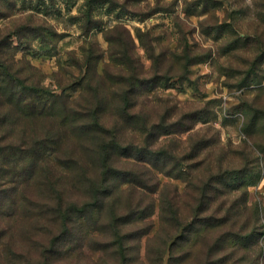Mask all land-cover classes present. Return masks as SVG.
I'll return each mask as SVG.
<instances>
[{"label":"rangeland","instance_id":"rangeland-1","mask_svg":"<svg viewBox=\"0 0 264 264\" xmlns=\"http://www.w3.org/2000/svg\"><path fill=\"white\" fill-rule=\"evenodd\" d=\"M0 85V264H264V0H0Z\"/></svg>","mask_w":264,"mask_h":264},{"label":"trees","instance_id":"trees-1","mask_svg":"<svg viewBox=\"0 0 264 264\" xmlns=\"http://www.w3.org/2000/svg\"><path fill=\"white\" fill-rule=\"evenodd\" d=\"M90 63V62H89ZM87 63V65L89 64ZM97 65L96 63H90V68L91 70L89 71L88 75L85 78V82L88 85L90 81L93 80V73H97ZM8 79H6L2 86H6V87H16L13 86L15 84V82L13 81V75H8ZM10 79V80H9ZM0 85V89H2V87ZM12 88V89H13ZM34 96L36 98H38V100L42 97H46L47 94H44L43 91H40L38 88H32V90H30ZM15 92H13L11 94V100H13V102H15ZM121 100H123L125 103L129 102V97H127V95L121 97ZM20 103V102H19ZM19 103H17L16 105H19ZM31 108L33 109V111L31 112L32 116H39L42 117L44 115V109H42L43 105H39L37 103H30ZM101 106H97L93 111H89V112H84L82 114L83 116V124L86 127H89L91 130H93V132L97 133V139L101 140L102 142L99 143V147L100 149V155L99 158L102 160V167L104 169V172L102 174V178L101 181H99L96 184L91 185V191L94 194V204L92 205V207H96V211L97 213H99V215L106 209V201L113 195L114 191H115V185H114V180L116 181H123L125 180L124 177L120 176V173L116 170H114L111 166H109V162L111 161V158L113 156H116L117 158L123 156L122 154H124L122 152L121 146L119 145V143L115 140V139H111V141H107V143H105V136L104 134H109V130H107L106 126L103 125V122L101 121ZM256 112V111H255ZM254 120H258V122H254ZM253 120V127L254 125L259 123V119H255ZM70 121L72 122V125L74 123L73 119H70ZM256 123V124H255ZM264 124V123H263ZM264 130V129H263ZM253 132V131H252ZM71 134L65 133L64 137L66 139H68V137ZM115 136V135H112ZM98 140V141H99ZM260 147V146H258ZM30 151V150H29ZM32 153V152H31ZM129 155V153L126 154V156ZM45 154H41L38 155V157L42 158L44 157ZM36 160L38 161V159L36 158ZM120 160V159H119ZM233 174H235L238 179L240 180V184L237 187H241V186H250L252 185L254 182V173H252L250 170H239V171H234ZM232 175V174H231ZM112 181V183H110ZM122 184H125L128 186L127 189L129 190H133V191H139V192H143L142 190L144 189L142 187V185L140 184H135L134 182H122ZM118 189V188H116ZM69 208H64V204L63 205H59L57 207V214L58 216L63 219L64 221V225L66 228L65 231V237L64 238H68L71 237L73 235V232H76L75 228H72L73 225L76 224L75 222V216L76 215H81V214H87L88 212V206H82V207H78L75 204H70L68 205ZM92 212V211H91ZM112 228H114L115 230L118 231V233H116V236L120 237V233H119V229L121 227V225H119L118 222H116L114 224V222L111 224ZM64 230V228H63ZM63 235V234H62ZM67 235V236H66Z\"/></svg>","mask_w":264,"mask_h":264}]
</instances>
